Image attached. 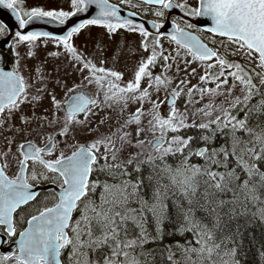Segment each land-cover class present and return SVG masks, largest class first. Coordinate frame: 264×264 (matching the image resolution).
I'll return each mask as SVG.
<instances>
[{
  "label": "snow or ice",
  "instance_id": "1",
  "mask_svg": "<svg viewBox=\"0 0 264 264\" xmlns=\"http://www.w3.org/2000/svg\"><path fill=\"white\" fill-rule=\"evenodd\" d=\"M22 3L0 0L17 22L15 43L55 41L80 73L79 82L63 85L62 100L51 95L63 116L35 118L59 125L56 136L81 126L92 138L70 153L48 135L42 146L25 139L2 154L0 246L9 251L0 253V264H241L245 231L264 224V0H142L151 8L145 15L157 18L146 22L151 29L133 19L136 12L122 14L120 4L139 6L130 0H71L73 11H25ZM93 6L95 15L64 35L21 31L45 18L63 25ZM176 9L182 16L162 31L166 12ZM89 26L109 37L118 30L139 34L140 59L130 79L104 58L94 62L78 52L72 39ZM9 31L0 22V36ZM164 39L175 45L172 51ZM181 61L196 84L168 75L173 65L181 71ZM18 66L17 59L11 71L0 67V123L19 113L27 125L23 105H32L35 115L40 97L31 95ZM106 109L118 110V127L103 133L99 125L111 117L95 128L92 118ZM193 129L198 134L188 135ZM218 136L223 142L216 147ZM168 224L177 226L166 230ZM174 235L184 242L164 243ZM259 256L264 264V251Z\"/></svg>",
  "mask_w": 264,
  "mask_h": 264
},
{
  "label": "flooded vegetation",
  "instance_id": "2",
  "mask_svg": "<svg viewBox=\"0 0 264 264\" xmlns=\"http://www.w3.org/2000/svg\"><path fill=\"white\" fill-rule=\"evenodd\" d=\"M109 2L119 4L120 0H109ZM176 2H179V0H176ZM130 3H139V6L133 8L124 4H120L123 15H127L128 12L134 11L137 13V15L133 19L137 17L139 21L144 23L152 19H157L151 14L145 15L146 12L151 11V8L150 6L143 4L142 0H130ZM21 7L25 11H30L33 7H39L46 11H73L71 7V0H23ZM166 16L169 17V19L165 21V29H162V31H170L171 18L180 17L182 16V13H180L179 9H176L171 11L170 13L166 12ZM0 22L6 24L10 29L9 32H6L3 36H0V57H2L0 67H3L5 71H11L12 68L16 65V61L18 59L19 71L25 76L26 80H28L30 73L35 70L34 56L28 55L29 51L32 52L33 44L29 45L26 42L20 44L15 43L14 35L15 31L18 30L17 22L15 20V17L9 10L0 8ZM21 31H24L25 33L26 29ZM208 37L209 34H203L201 38H203L207 42ZM44 40L51 41L47 38L41 37L40 40L36 42ZM140 40L141 38L138 33H129L126 30H118L115 34L109 37L105 29H102L99 26H89L86 29H82L80 33L74 35L72 43H76L75 47L78 49V52L82 53L84 56H87L90 59H94L96 56H100L104 58L105 64H111L125 59L126 55L128 53L131 54L133 49L140 51ZM165 42L169 41L167 39H164L163 44ZM65 57H69V54L66 53ZM68 64L69 61L64 58L65 69L68 68ZM159 69L160 67H157L155 71H158ZM28 107L29 108L27 110H24V114L29 117V123L27 125H22V122L19 119V113H17L14 117L8 119L7 121L0 123L1 163L3 162L2 154L9 151V147H11L12 152H15L17 144L23 142L25 139H32L35 143L42 146L45 142L46 137L48 135H52L61 142L59 144V148H62L69 153L72 150V146L77 142L83 143L86 141L85 128L81 126H77L74 130L70 131L68 136L66 137L56 136V133L59 129L53 131V129L50 128L47 132V135L42 136L45 137V139L40 140L41 137L36 131L37 119L35 117H37V114H33L32 105H28ZM21 128L23 130L18 131ZM23 132L24 134L22 137ZM26 134H28L27 137ZM9 141H13V144L9 145ZM14 170L15 166L13 165L9 169H7V172L9 175H12L14 174ZM149 230L151 231L152 229L150 228ZM148 245L146 246L148 247ZM6 247L7 245H4V248ZM0 253L2 252L0 251Z\"/></svg>",
  "mask_w": 264,
  "mask_h": 264
},
{
  "label": "rangeland",
  "instance_id": "3",
  "mask_svg": "<svg viewBox=\"0 0 264 264\" xmlns=\"http://www.w3.org/2000/svg\"><path fill=\"white\" fill-rule=\"evenodd\" d=\"M75 46L76 43H73ZM164 48L166 51H172V49L175 48V45L169 44V42H165ZM32 53L34 56V62H35V70L30 73L28 81L32 85V89H30L31 95L40 97L39 101L37 102V106L35 107V113L38 116H45L48 119H55L57 116H63L62 112H57L51 104V95L55 94L56 98L58 100H62L64 97L65 89L63 87L64 84H67L68 86H71L73 81L79 82L80 79V73L75 71V68L77 66V62L73 60L72 56L69 54V57L66 56V51L63 48L62 45H57L56 42L52 41H40L36 42L32 45ZM57 52L59 53L58 56H52L50 53ZM64 58H66L67 61H69L68 68H64ZM140 59V51L134 50L132 53H128L126 55V58L120 61H117L115 63L106 64L107 67H115L117 70L125 73V81L131 78L132 76V69L135 67L136 61ZM237 59H239L237 57ZM94 62L95 59H94ZM191 67H197V64H192L189 68V72ZM181 71L179 73L176 72V67L173 65V68L168 75L173 76L176 83H178L179 78L184 79H191L192 84L197 83L196 78H192L190 75H185L183 69L184 64L181 61L180 63ZM39 69V71H37ZM163 70L162 67L158 71H155L156 74H159ZM198 71L200 69L198 68ZM201 74L202 71H201ZM57 81L60 83L57 84ZM175 86V84L173 85ZM47 87V89H46ZM38 89H42L43 91H38ZM87 91L86 89H78V91ZM155 98V97H154ZM163 98V92H161V99ZM186 99V98H185ZM26 106V107H24ZM137 105H133L132 108L134 109ZM200 105H197L199 107ZM23 111L28 109V105H23ZM150 105L145 103V108H149ZM177 107L180 108L181 111L184 110V104L181 101H177ZM189 108H191V105H189ZM48 111H45V110ZM162 112L167 111V105H162L161 108ZM118 110H104L99 111L98 114L92 118V127L95 128L97 125H99V122L101 119H107L108 117H111L110 120H108V123L105 125H99V131L103 133H108L109 131H114L116 127H118L116 123ZM145 119V123H146ZM62 123V121H61ZM111 125V127H109ZM52 128L53 131L59 129V125H56L54 127H49L48 120L47 119H37L36 124V131L38 132L39 136L41 137L40 140H44L45 137H42L44 135H47L48 130ZM24 132L22 133L23 137ZM28 134H26V137ZM92 138L91 135L88 134L87 129L85 128V140H90ZM150 138V137H149ZM148 151L151 149L148 148ZM134 151V150H130ZM127 154V153H125ZM142 159V158H141Z\"/></svg>",
  "mask_w": 264,
  "mask_h": 264
},
{
  "label": "trees",
  "instance_id": "4",
  "mask_svg": "<svg viewBox=\"0 0 264 264\" xmlns=\"http://www.w3.org/2000/svg\"><path fill=\"white\" fill-rule=\"evenodd\" d=\"M241 115H243L241 113ZM196 130H190L188 135H197ZM222 139L218 136L217 140L215 141L214 146L218 147L222 143ZM169 162H172L170 159ZM194 163H202L198 158L193 160ZM198 215H202V213H198ZM173 219L175 217L173 216ZM243 223V221H241ZM177 225L175 224H168L166 225V230H174ZM185 237L191 238L190 233H185ZM185 237H181L179 235L174 236H166L164 243H175L176 241H180L181 243L184 242ZM156 245L149 244L146 248H154ZM264 251V224H260L257 222L254 226L248 228L245 231L244 239H243V252L244 256L238 257L241 260V264H260V256L259 252ZM159 260V257H157Z\"/></svg>",
  "mask_w": 264,
  "mask_h": 264
},
{
  "label": "water",
  "instance_id": "5",
  "mask_svg": "<svg viewBox=\"0 0 264 264\" xmlns=\"http://www.w3.org/2000/svg\"><path fill=\"white\" fill-rule=\"evenodd\" d=\"M95 13H96V9L93 6L92 8L89 9L88 12L78 13L76 16L69 17L65 21V23L63 25H60L57 22H48L47 18L36 20V21H33L32 23L29 24V26L26 28L25 33L27 31H43V32H49V33H51L53 35H64V34H66V32L71 27H73L76 24L80 23L84 19L91 18V16L95 15ZM135 21L137 23H141V21H139V19L137 17L135 18ZM196 22L198 24L202 23V21H196ZM145 24H146V27L151 29V25L150 24H148V25H147V23H145ZM0 163H1V158H0ZM4 239H6V237ZM0 251L2 253H6V252L9 251V248H8V246L6 248H4V245H3V246H0Z\"/></svg>",
  "mask_w": 264,
  "mask_h": 264
}]
</instances>
